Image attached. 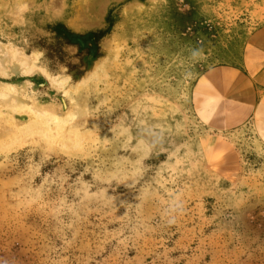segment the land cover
<instances>
[{"label": "rangeland", "instance_id": "1", "mask_svg": "<svg viewBox=\"0 0 264 264\" xmlns=\"http://www.w3.org/2000/svg\"><path fill=\"white\" fill-rule=\"evenodd\" d=\"M259 0H0V264H264V139L201 84Z\"/></svg>", "mask_w": 264, "mask_h": 264}, {"label": "crops", "instance_id": "2", "mask_svg": "<svg viewBox=\"0 0 264 264\" xmlns=\"http://www.w3.org/2000/svg\"><path fill=\"white\" fill-rule=\"evenodd\" d=\"M258 24L230 64L210 69L202 79L215 109L211 116L230 129L252 125L264 139V0Z\"/></svg>", "mask_w": 264, "mask_h": 264}]
</instances>
